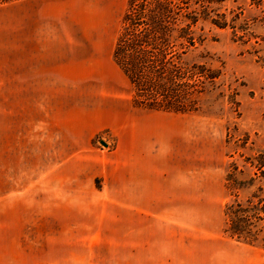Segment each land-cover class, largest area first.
<instances>
[{
	"label": "rangeland",
	"instance_id": "1",
	"mask_svg": "<svg viewBox=\"0 0 264 264\" xmlns=\"http://www.w3.org/2000/svg\"><path fill=\"white\" fill-rule=\"evenodd\" d=\"M126 2L0 6V264H264L223 213L234 170L264 185V0L197 6L187 61L221 80L190 72L183 114L112 62Z\"/></svg>",
	"mask_w": 264,
	"mask_h": 264
},
{
	"label": "trees",
	"instance_id": "2",
	"mask_svg": "<svg viewBox=\"0 0 264 264\" xmlns=\"http://www.w3.org/2000/svg\"><path fill=\"white\" fill-rule=\"evenodd\" d=\"M17 1L22 0H0V6ZM224 1L127 0L120 18L112 60L128 80L133 103L183 114L189 108L187 103H191L183 101L191 97V94H187L191 90L189 77L193 73L190 72L195 74V71H199L204 74L205 83L208 85L215 79L221 80V76L216 77L211 68L202 67L197 62L189 63L187 59L189 53L201 42L196 36L199 21L197 6L203 16L209 17V14L216 13L211 6L222 5ZM213 22L211 23L218 28L227 27L224 20L222 23ZM194 86L191 91L195 95L196 83ZM217 90L208 89L204 94H217ZM218 96L222 98V95ZM150 103L177 104L173 106ZM193 106L195 108L194 104ZM239 173L242 174L241 171ZM239 173L234 170V174L230 176L235 178L229 177L225 180L229 194L234 199L223 210L226 218L224 231L230 238L243 244L264 248V185L256 187V196L235 199L237 193L232 190L236 191ZM254 179L251 177L247 181L252 184L255 183ZM248 183H245L247 187ZM243 186H237L236 189L245 190L247 187Z\"/></svg>",
	"mask_w": 264,
	"mask_h": 264
},
{
	"label": "water",
	"instance_id": "3",
	"mask_svg": "<svg viewBox=\"0 0 264 264\" xmlns=\"http://www.w3.org/2000/svg\"><path fill=\"white\" fill-rule=\"evenodd\" d=\"M103 146H106L103 142H101Z\"/></svg>",
	"mask_w": 264,
	"mask_h": 264
},
{
	"label": "crops",
	"instance_id": "4",
	"mask_svg": "<svg viewBox=\"0 0 264 264\" xmlns=\"http://www.w3.org/2000/svg\"><path fill=\"white\" fill-rule=\"evenodd\" d=\"M112 62H113V60H112ZM114 63V62H113Z\"/></svg>",
	"mask_w": 264,
	"mask_h": 264
}]
</instances>
